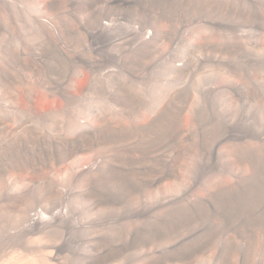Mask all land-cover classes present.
I'll use <instances>...</instances> for the list:
<instances>
[{"label": "rangeland", "instance_id": "1", "mask_svg": "<svg viewBox=\"0 0 264 264\" xmlns=\"http://www.w3.org/2000/svg\"><path fill=\"white\" fill-rule=\"evenodd\" d=\"M49 247L264 264V0H0V262Z\"/></svg>", "mask_w": 264, "mask_h": 264}, {"label": "bare ground", "instance_id": "2", "mask_svg": "<svg viewBox=\"0 0 264 264\" xmlns=\"http://www.w3.org/2000/svg\"><path fill=\"white\" fill-rule=\"evenodd\" d=\"M114 129H116V128H114ZM111 131V130H110ZM116 131V130H115ZM118 131V130H117ZM114 133V132H113ZM112 133V134H113ZM120 134V133H119ZM112 139V138H111ZM37 217H39V219H43L44 217H43V215H39V216H37ZM54 245H56V244H54ZM53 245V246H54ZM45 248H47V247H45ZM43 249V248H42ZM42 249H37V250H39V251H41ZM49 249H50V247H49ZM48 250V249H47ZM46 250V252H44L43 250V252L44 253H42V252H40V254L38 255V253L36 254V255H34V253H29V255H26L25 253V257L23 256H9V257H11L10 259H8L9 257H7V259L6 260H4L3 259V261L2 262H0V264H62V262H61V260L63 261V257H62V259H59L58 257H57V255H56V253H55V247H53V248H51L50 250H48L47 251ZM48 252V253H47ZM59 252V251H58ZM19 254V253H18ZM20 255V254H19ZM65 262V260L63 261V263Z\"/></svg>", "mask_w": 264, "mask_h": 264}]
</instances>
